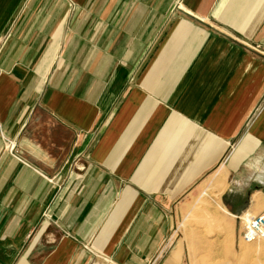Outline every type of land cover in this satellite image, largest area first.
<instances>
[{"label":"crops","instance_id":"0c3cea01","mask_svg":"<svg viewBox=\"0 0 264 264\" xmlns=\"http://www.w3.org/2000/svg\"><path fill=\"white\" fill-rule=\"evenodd\" d=\"M205 180L264 212V0H0V264H183Z\"/></svg>","mask_w":264,"mask_h":264},{"label":"rangeland","instance_id":"374dc122","mask_svg":"<svg viewBox=\"0 0 264 264\" xmlns=\"http://www.w3.org/2000/svg\"><path fill=\"white\" fill-rule=\"evenodd\" d=\"M214 194V189L208 186V180H205L182 202L181 219L174 233L175 241H178L180 250L184 253L182 263L264 264V240L246 243L241 239L242 219L248 214L236 219L234 228V219L220 211L216 206L219 205L218 197ZM208 196L212 198L210 203ZM214 209L217 212L214 218L218 223L215 230L207 226L210 212ZM245 247L250 249L247 254L244 251Z\"/></svg>","mask_w":264,"mask_h":264},{"label":"built area","instance_id":"2783aa9c","mask_svg":"<svg viewBox=\"0 0 264 264\" xmlns=\"http://www.w3.org/2000/svg\"><path fill=\"white\" fill-rule=\"evenodd\" d=\"M10 151L14 150V145L11 143L8 145ZM243 222V232L241 239L246 243H251L258 240H264V212L256 216L246 215ZM160 254H158L159 256ZM157 258L150 260L147 264H157ZM107 264H115L112 261L106 259Z\"/></svg>","mask_w":264,"mask_h":264},{"label":"bare ground","instance_id":"6f19581e","mask_svg":"<svg viewBox=\"0 0 264 264\" xmlns=\"http://www.w3.org/2000/svg\"><path fill=\"white\" fill-rule=\"evenodd\" d=\"M214 195H215L216 197H218L216 193H215ZM206 198H207V197H206ZM208 199H210V201H209V203H210V202L212 201V200H211V199H212L211 196H208ZM214 199H215V198H214ZM213 202H214V200H213ZM213 202H212V203H213ZM204 203H205V202H204ZM213 204H214V203H213ZM215 204H217V203H215ZM216 206L219 207V205H216ZM222 208H223V207H222ZM205 210H206V209H205ZM205 210L202 209V211H205ZM225 210H226V209H225ZM223 211H224V210H223ZM207 213H208V212H207ZM216 213H217V212H216V209L212 210V211L210 212V216H209V219H208L209 222H208L207 226H210V228H212V229L218 227V223L216 222V220H215V218H214L215 216H217ZM205 216H206V215H205ZM205 216H204V217H205ZM200 217H201V216H200ZM202 217H203V216H202ZM204 217H203V218H204ZM205 219H206V217H205ZM214 230H215V229H214ZM209 231L211 232L210 229H209ZM205 232H206V231H205ZM211 233H212V232H211ZM244 251H245L246 254H247L248 252H250V249H249L248 247H245V248H244Z\"/></svg>","mask_w":264,"mask_h":264}]
</instances>
